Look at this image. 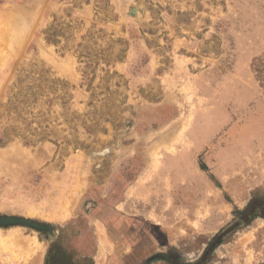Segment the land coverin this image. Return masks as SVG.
Returning <instances> with one entry per match:
<instances>
[{
	"label": "rangeland",
	"instance_id": "374dc122",
	"mask_svg": "<svg viewBox=\"0 0 264 264\" xmlns=\"http://www.w3.org/2000/svg\"><path fill=\"white\" fill-rule=\"evenodd\" d=\"M1 56L0 264H264V0H0Z\"/></svg>",
	"mask_w": 264,
	"mask_h": 264
},
{
	"label": "crops",
	"instance_id": "0c3cea01",
	"mask_svg": "<svg viewBox=\"0 0 264 264\" xmlns=\"http://www.w3.org/2000/svg\"><path fill=\"white\" fill-rule=\"evenodd\" d=\"M113 234H115V233H113ZM115 235L117 237L113 236L112 239L122 241L121 242L122 244L119 243L118 247L119 248L122 246L125 247V242H123V240L120 238L119 234L116 233ZM111 244H113V247L115 246V243L112 242V243H110V245ZM108 246H109L108 244H105L102 242L99 245H97L98 248L96 249V252H95V248L93 247L94 251L90 252V253L87 250H90L91 247L86 246V248H82V249H80V251L78 250L79 255H76V257L70 259L69 264H120V263H117V262H119V260H117V262H116L114 259H110V258L108 259V257H109L108 251L110 250ZM124 247L120 248L117 251H120ZM83 250H85V251L83 252ZM113 251H115V250H113ZM154 261H156V260H152L151 264H155L158 262V261L157 262H154ZM164 261H165V264H167V262H166V261H168L167 258H165V260H162L160 262H162V264H163ZM190 262H192V261H189L188 259L184 260V264H191ZM37 264H41V263H37ZM208 264H218V260H216V258H213L211 260V262ZM219 264H222V263H219ZM234 264H236V263H234Z\"/></svg>",
	"mask_w": 264,
	"mask_h": 264
},
{
	"label": "bare ground",
	"instance_id": "6f19581e",
	"mask_svg": "<svg viewBox=\"0 0 264 264\" xmlns=\"http://www.w3.org/2000/svg\"><path fill=\"white\" fill-rule=\"evenodd\" d=\"M7 14V13H6ZM5 24V23H4ZM8 24V23H7ZM3 26V25H2ZM4 30V29H3ZM7 31V30H6ZM2 33H3V31H2ZM4 33H5V31H4ZM7 34L9 33V32H6ZM7 34H5V35H7ZM3 36V35H2ZM6 37V36H5ZM4 37V38H5ZM8 37V36H7ZM0 58H2V56L0 57ZM159 71V70H158ZM151 88H153V89H155V87H151ZM151 92L153 91H156V90H150ZM232 93V92H231ZM150 94V93H149ZM188 95V94H187ZM150 96H152V94L150 95ZM222 103V102H221ZM181 110V106H178L177 108H176V111L175 112H177V114H178V112ZM120 137V136H119ZM119 139V138H118ZM117 139V143H118V140ZM120 141H122V140H120ZM24 158V157H23ZM54 181V180H53ZM128 198V197H127ZM45 218V217H44ZM3 231V230H2ZM2 232L0 231V245L2 246V245H10V244H14L15 243V245H17V243H21V242H24L26 239L23 237V235H22V232L20 231V228H14V229H12V230H7V232H5V233H3V234H1ZM35 235V234H34ZM35 238V237H34ZM242 239V238H241ZM250 239H252V237L250 238ZM30 240H32V238L30 239ZM239 240V239H238ZM27 241V240H26ZM25 241V242H26ZM35 241V240H34ZM243 241V240H242ZM33 242V241H32ZM240 243H241V241H239ZM10 243V244H9ZM28 243V242H27ZM30 244V243H29ZM246 244V243H245ZM37 246H38V244H36ZM25 246V245H24ZM37 246H35V247H37ZM28 248H31L30 247V245H28L27 247H25V250H27ZM38 248V247H37ZM33 249V247L31 248V249H29V250H32ZM36 249V248H35ZM3 251V250H2ZM35 251H37V250H35ZM5 252V251H4ZM12 252V251H11ZM22 252V251H21ZM13 253V252H12ZM20 253V252H19ZM23 253V252H22ZM26 254V253H25ZM249 254V253H248ZM30 255V254H29ZM250 255V254H249ZM26 256V255H25ZM30 257V256H29ZM27 258V257H26ZM27 261V260H26Z\"/></svg>",
	"mask_w": 264,
	"mask_h": 264
},
{
	"label": "trees",
	"instance_id": "16d2710c",
	"mask_svg": "<svg viewBox=\"0 0 264 264\" xmlns=\"http://www.w3.org/2000/svg\"><path fill=\"white\" fill-rule=\"evenodd\" d=\"M246 212H247V210H246V211L244 210V211L240 212V213L242 214L241 221L239 222L240 224H241V223L243 224L244 221L247 222V221L250 220V218L246 219V217H247L246 214H245ZM244 218H245V219H244ZM242 221H243V222H242ZM245 222H244V223H245ZM239 223H238V224H239ZM240 224H239V225H240ZM65 261H66V260H65ZM67 261H68V260H67Z\"/></svg>",
	"mask_w": 264,
	"mask_h": 264
}]
</instances>
